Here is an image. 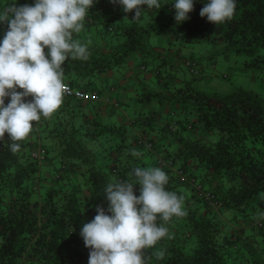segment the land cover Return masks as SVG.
<instances>
[{"label":"trees","instance_id":"1","mask_svg":"<svg viewBox=\"0 0 264 264\" xmlns=\"http://www.w3.org/2000/svg\"><path fill=\"white\" fill-rule=\"evenodd\" d=\"M206 2L194 0L189 18L177 22L174 0H159L160 9L142 6L139 20L118 3L95 0L83 30L73 36L88 45L89 58H69L64 82L95 93L97 99L88 102L99 108L107 105L106 92L119 85L131 89L118 104L121 120L101 123L104 118L95 114L85 119L92 128L83 132L76 118L87 101L65 95L51 118L33 122L18 153L10 151L5 134L0 141V264H88L90 249L80 232L97 215L96 206L107 210V185L131 181L135 167H157L162 158L173 164L166 188L184 196L187 215L166 225L172 239L145 250L146 264H264V0H236L233 18L217 25L200 15ZM0 28L6 33V24ZM195 44L204 53L212 50L186 55L183 48ZM217 56L221 59L210 60ZM157 60L161 69L147 81L142 74ZM244 73L256 90L202 88L212 81L233 83ZM161 103L174 105L178 118L168 119L159 138H147L151 131L158 133L152 124L159 112L153 109ZM172 122L176 131L169 128ZM35 130L48 131V139L55 140L44 158L33 155L43 146L38 144L42 136L32 139ZM133 149L142 155L132 156ZM179 171L189 180H179ZM140 187L134 186L137 196ZM160 250L163 259L154 255Z\"/></svg>","mask_w":264,"mask_h":264},{"label":"clouds","instance_id":"2","mask_svg":"<svg viewBox=\"0 0 264 264\" xmlns=\"http://www.w3.org/2000/svg\"><path fill=\"white\" fill-rule=\"evenodd\" d=\"M94 2L35 0L34 5L14 3L0 12V23L7 25L0 40V141L5 140L7 133L13 154L20 151L19 142L33 131V122L38 123L42 117L51 118L61 107L64 96L69 94L64 82L65 62L69 58H89L88 45L74 40L73 36L83 30ZM111 2L122 6L125 13L134 11L135 20L140 19L142 6L146 5L149 10L161 8L159 0ZM174 8L175 20L184 22L193 11L194 0H174ZM235 11L236 0H207L200 15L217 25L231 20ZM9 97L10 102L5 104ZM27 97L32 99L26 102ZM171 110L174 115L169 119H177V108L173 106ZM82 117L88 119L89 115ZM169 128L176 131L175 122L170 123ZM41 150L45 152V147ZM131 155L140 157L142 153L133 149ZM158 163L157 167H135L129 174L134 176L131 181L107 185V210L96 206L97 215L84 223L80 232L85 246L90 249L88 264H146V249L153 248L164 238L174 237L166 225L173 217L187 215L185 198L166 188L169 182L166 172L173 169L171 159L162 158ZM177 177L189 180L183 171H179ZM191 181L200 189L197 180L192 178ZM137 184L141 186L139 196L134 189ZM154 255L163 259L165 252L160 250Z\"/></svg>","mask_w":264,"mask_h":264},{"label":"rangeland","instance_id":"3","mask_svg":"<svg viewBox=\"0 0 264 264\" xmlns=\"http://www.w3.org/2000/svg\"><path fill=\"white\" fill-rule=\"evenodd\" d=\"M120 29H121V25L117 21L116 22V30L119 31ZM1 38L3 39V36L2 35H0V39ZM201 47H202L201 44H195L192 47H185V48H183V51L185 52L186 55H189L190 56L191 54H193V55H195V57H197V56H201V55H207L208 54V51L212 50L210 48L206 53H204V52L201 51ZM215 59L220 60L221 58L218 57V56L215 57V58H210V60H215ZM204 67H205V71H207L209 69L206 64L204 65ZM147 70H149V68ZM110 81L112 82V84H114L113 79H111ZM238 81L240 82L239 85L236 84V82H238ZM119 86L115 90V91H117V93H119V89H120ZM234 86H242V87H245V88H248V89H254V90H256V87L258 85L255 86V82L251 78H249V75H247V74L244 73V74L235 76V78L233 80V83L232 82L231 83H228V82L222 81V80L212 81V82L204 83L202 85V88H204L208 92H214V91H218V92H221V91L222 92H230L234 88ZM73 102H74V104H76L77 101L76 100H73ZM91 104H92V106H94L95 105V102H93ZM75 108H78V107H75ZM89 108H91L89 104L86 107H84V109L82 107H81V109L78 108L79 114H77L78 117L76 119H78V120H76V125L79 126V123L81 125H83V127H82V131L83 132H85V130L87 129L86 128L87 126H89V130H91V128H92L91 125H90L91 122L86 121L82 117L84 113H88L89 114V111H88V110H90ZM153 110H155V109H153ZM120 112H121V110H118V114L113 115L111 117L104 118V122L101 121V123H106V122L107 123H115V122H119V120H121V116H119V113ZM67 115H68V117H72V114L71 113H68ZM93 118H94V116H93ZM51 128H54V124L53 123L51 124ZM78 128H80V127H78ZM127 129L129 130L130 128H127ZM48 133H49L48 131H46V132L45 131L40 132L38 130H35L32 133V139H36V140L39 141V137L42 136L43 137V140H42V142L40 141L41 143H38V144H42L45 148H46V146H49V145H52V144L54 145L55 144V140H53L51 138L48 139V136H46ZM42 145H40V146H42ZM57 149L58 148L54 147V150H52V153H53L54 157L57 155V151H58ZM57 165H59V164H57ZM45 167H47V166H45Z\"/></svg>","mask_w":264,"mask_h":264},{"label":"crops","instance_id":"4","mask_svg":"<svg viewBox=\"0 0 264 264\" xmlns=\"http://www.w3.org/2000/svg\"><path fill=\"white\" fill-rule=\"evenodd\" d=\"M7 7L5 4H4V1L3 0H0V10L3 8ZM0 35H2L4 37L5 35V29L4 28H0ZM2 40V38L0 39ZM161 66V63L160 61H153V62H150L148 63V68L149 70H147V72L143 73L142 74V77H144L147 81L151 79V77H153V75L156 74V72L161 69L160 68ZM180 70V69H178ZM177 71V70H175ZM124 85V83H122ZM131 89H126L125 87H121L119 89V93H117V91H111V92H106V101H107V105H104L103 108H99L97 107L96 105L92 106L91 103L93 102H86V103H83V106H87L88 104L90 105L91 108H89V118L92 119L93 116L95 114H100L102 115L103 118H106V117H111L113 115H116V113L114 112L115 110L118 111L120 110V107H118V104L123 100V98H127V94L130 92ZM114 93V94H113ZM6 100L10 101V97L9 98H6L5 99V102ZM127 102H130V104L133 103L132 99L128 100ZM126 102V103H127ZM96 103V102H95ZM125 103V104H126ZM174 106V105H173ZM84 109V107H82ZM156 108V107H155ZM171 108H173L171 105H167L166 103H161L159 105V107H157L155 110L158 109V112L159 114L157 115V118L156 120H154L153 122V129H156L159 128L158 130V133H156V130H154V132H150L148 134V137L147 138H156L158 137L159 138V135L161 134H165L164 132L166 131L165 129V126L167 125L168 123V115H169V110H171ZM95 117V116H94ZM166 124V125H165ZM170 136V139L172 140L173 139V135L172 134H169ZM161 137V136H160ZM142 138L141 135H138V139ZM166 152H170V151H163L162 153H166Z\"/></svg>","mask_w":264,"mask_h":264},{"label":"built area","instance_id":"5","mask_svg":"<svg viewBox=\"0 0 264 264\" xmlns=\"http://www.w3.org/2000/svg\"><path fill=\"white\" fill-rule=\"evenodd\" d=\"M67 88L69 89V94H66L67 96H72V97H76V98H80V99H84V100H92V99H97V95L95 93L93 94H89L86 93L85 91L81 90V89H75L74 87H72L69 83H66ZM19 91H23L22 89H18ZM31 97H27L26 101L31 100ZM43 150H39L37 152H34V156L35 157H40V158H44L43 156Z\"/></svg>","mask_w":264,"mask_h":264}]
</instances>
